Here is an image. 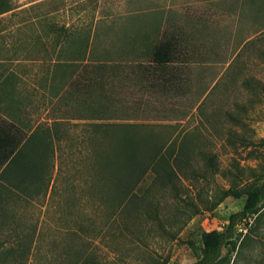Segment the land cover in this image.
Here are the masks:
<instances>
[{"label":"rangeland","instance_id":"374dc122","mask_svg":"<svg viewBox=\"0 0 264 264\" xmlns=\"http://www.w3.org/2000/svg\"><path fill=\"white\" fill-rule=\"evenodd\" d=\"M255 2L264 0H9L0 58L45 85L24 124L55 118L63 128L49 189L15 205L36 231L30 264H191L202 255L203 232L223 229L245 204L229 196L205 208L229 180L189 171L181 195L203 209L191 218L194 206L161 187L149 195L159 207L122 208L98 151L109 152L127 131L175 152L184 146L199 171L207 167L202 151L221 169L264 165V12L244 11ZM171 35L187 53L182 83L152 89L135 64ZM98 66L96 91L71 83ZM247 230L238 225L239 244ZM258 233L239 254L228 246L222 264H264V223Z\"/></svg>","mask_w":264,"mask_h":264},{"label":"trees","instance_id":"16d2710c","mask_svg":"<svg viewBox=\"0 0 264 264\" xmlns=\"http://www.w3.org/2000/svg\"><path fill=\"white\" fill-rule=\"evenodd\" d=\"M10 9L9 0H0V14ZM186 54L177 37L165 36L151 47L146 61L135 64V70L152 89H176L183 80L186 66L181 61ZM103 69L102 66L93 67L80 75L83 79H74L71 83L87 84L96 91L102 86ZM253 80L246 82L253 84ZM62 136L63 128L56 120L52 124L39 123L29 130L17 124L9 126V147L0 142V264H30L36 231L24 227L15 205L22 199L47 192L55 168V142ZM202 153L207 159V167L199 171L184 146L175 152L172 147L139 141L127 131L109 152L98 151L102 168L110 170L111 185L119 192L118 206L122 208L138 209L146 203L159 207L158 199H149V195L153 189L161 187L181 196L186 205L194 206L188 216L191 218L203 209L194 198L181 195L184 177L190 178L198 172L204 173L205 177L208 172L223 174L230 182L229 187L214 193L205 208L213 210L229 196L245 197V204L231 213L226 227L203 232L202 255L191 263L222 264L228 246L239 254L246 244L260 237L258 231L264 223V165L246 169L235 164L221 169L213 152ZM241 223L248 230L239 244L237 229Z\"/></svg>","mask_w":264,"mask_h":264},{"label":"crops","instance_id":"0c3cea01","mask_svg":"<svg viewBox=\"0 0 264 264\" xmlns=\"http://www.w3.org/2000/svg\"><path fill=\"white\" fill-rule=\"evenodd\" d=\"M255 13L264 12V3L255 2L250 10ZM149 37V36H148ZM16 62H19L16 61ZM28 62V61H27ZM25 64V63H24ZM30 64V63H28ZM40 75H29L28 71L17 73L14 69L9 71V58H0V142L9 147V126L20 125L26 130L24 116H30L31 107H36L40 95L45 93V85ZM54 123L56 119H52ZM43 121H38L31 129Z\"/></svg>","mask_w":264,"mask_h":264}]
</instances>
